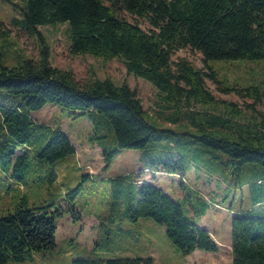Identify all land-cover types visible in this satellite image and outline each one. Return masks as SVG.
<instances>
[{"label":"trees","instance_id":"16d2710c","mask_svg":"<svg viewBox=\"0 0 264 264\" xmlns=\"http://www.w3.org/2000/svg\"><path fill=\"white\" fill-rule=\"evenodd\" d=\"M8 1L21 12L14 21L37 36L41 47L37 60L25 58L18 65L7 66L5 46L12 42L0 21V89L13 95L8 103L0 102V128L5 131L2 146L9 150L8 159L1 165L18 184L13 191L0 182L2 194L13 191L18 197L14 209L0 215V264L32 260L56 245L61 207L54 203L33 207L26 204L33 171L25 160L28 152L34 151L36 157L54 163L76 151L60 128L36 122L32 111L55 103L79 115L86 114L93 125L90 139L101 148L105 166L122 148H134L144 150L141 160L146 168L186 170L184 156L174 165L179 148L188 152L179 144L184 133L159 128L157 122L149 121L142 99L126 81L118 84L111 78H97L80 82L72 70L54 66L46 37L38 30L40 25L67 24L73 55L123 59L129 73L153 83L166 104L176 109L172 121L180 122L182 114L194 127L191 136L213 150L227 153L239 165L238 171L243 169L242 163L259 166L261 175L251 187L255 202H264V113L245 120L236 104L227 101H223L220 113L209 112L206 107L220 101L206 88L205 76L215 79L216 71L206 74L183 57L178 61L172 58L174 51L190 47L201 52L205 61L264 60V0H23L22 5ZM123 11L145 18L150 30L123 17ZM217 81L225 93L246 90V95L254 98L249 105L252 109L264 98L260 83L236 88L237 84L226 78ZM195 104L204 109H194ZM183 108L185 111H181ZM172 137L177 138L174 144ZM163 140L171 158L151 152L150 147L161 146ZM21 147H27L26 151ZM13 157H17L15 163ZM51 175L55 176L54 172ZM138 180L129 178L116 185L118 203H128L122 219L135 222L150 217L163 224L168 238L183 255L195 250H218L209 231L182 205L166 191L146 182L139 184ZM231 226L233 264H264V216H236ZM72 264H154V259L77 258Z\"/></svg>","mask_w":264,"mask_h":264},{"label":"rangeland","instance_id":"374dc122","mask_svg":"<svg viewBox=\"0 0 264 264\" xmlns=\"http://www.w3.org/2000/svg\"><path fill=\"white\" fill-rule=\"evenodd\" d=\"M12 1L23 4V0ZM122 16L139 23L146 30L151 28L145 18L133 16L127 11H123ZM20 17V10L12 2L0 0L2 29L8 32L12 42L7 46L4 44L7 66L18 65L25 58L37 60L40 57V41L14 21ZM66 29L67 24L62 23L38 26L46 37L50 62L56 67L72 70L80 82L97 78H111L118 84L126 81L142 99L149 121L157 122L159 128L185 134L180 136L179 144L187 147L188 152L179 148L174 154V165L178 164L180 156H184L186 170L167 172L161 168H146L141 160L144 150L134 148H122L105 166L100 147L90 139L93 125L86 114L79 115L55 103L32 111L33 118L60 128L70 138L76 151L54 163L36 157L34 151L28 152L25 160L32 165L33 171L26 189V204L33 207L54 203L55 207H61L62 215L57 219L54 248L36 254L32 260L7 264H72L77 258L136 256H152L154 264H233L232 219L236 216H264V202H255L257 197L251 187V183L261 175L257 170L259 166L254 168L253 163H242L240 166L243 169L238 171L236 167L239 165L227 153L213 150L191 136L195 133L194 127L187 124L182 114L180 122L172 121L176 109L166 104L153 83L129 73L123 59L106 60L92 54L73 55ZM182 57L206 74L216 71L215 79L205 76L206 88L220 101L216 106L206 107L209 112L220 113L224 109L223 101H227L236 104L245 120L264 113V98L252 109L249 105L254 98L246 95V90L225 93L220 90L221 83L217 81L226 78L229 83L237 84L236 88L256 82L264 87V60L205 61L201 52L190 47L178 49L172 55L173 61ZM12 96L7 90L0 89V102L8 103ZM192 107L204 109L201 104ZM183 109L181 111H185ZM4 132L0 128V182L15 191L18 187L16 180L7 176L1 165L8 159L9 151L2 146ZM172 139L174 144L177 138ZM26 149L21 147L22 151ZM150 149L155 155L172 157L165 140L161 146ZM12 160L15 163L17 157ZM53 172L55 176L51 175ZM129 178L139 179V184L146 182L165 190L191 218L198 220L202 228L208 229L219 245L218 250H196L183 255L168 238L163 224L150 217H141L135 222L122 219L128 203L125 200L118 203L116 185ZM13 191L7 194L0 191V215L12 211L18 202ZM205 207L206 213L200 215Z\"/></svg>","mask_w":264,"mask_h":264},{"label":"crops","instance_id":"0c3cea01","mask_svg":"<svg viewBox=\"0 0 264 264\" xmlns=\"http://www.w3.org/2000/svg\"><path fill=\"white\" fill-rule=\"evenodd\" d=\"M43 109V108H42ZM42 109H40V110H42ZM39 111V110H38ZM33 118V117H32ZM36 122H38V123H40V124H47V123H43V122H40L39 120H37L36 118H33ZM47 125H49V124H47ZM51 126V125H50ZM52 127H54V126H52ZM54 128H57V127H54ZM98 145V144H97ZM76 149V148H75ZM101 149V148H100ZM165 191V190H164ZM200 225V224H199ZM206 229V228H205ZM208 230V229H207ZM196 251V250H195ZM193 253V252H192Z\"/></svg>","mask_w":264,"mask_h":264}]
</instances>
